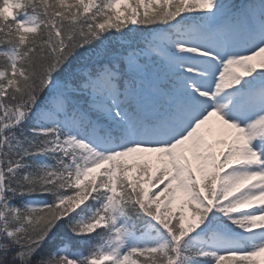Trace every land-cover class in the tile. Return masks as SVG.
<instances>
[{"label": "snow or ice", "instance_id": "1", "mask_svg": "<svg viewBox=\"0 0 264 264\" xmlns=\"http://www.w3.org/2000/svg\"><path fill=\"white\" fill-rule=\"evenodd\" d=\"M0 264H264V0H0Z\"/></svg>", "mask_w": 264, "mask_h": 264}]
</instances>
